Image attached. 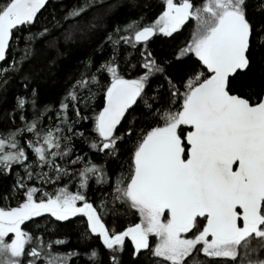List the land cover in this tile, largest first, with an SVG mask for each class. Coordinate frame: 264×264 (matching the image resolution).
I'll use <instances>...</instances> for the list:
<instances>
[{"label": "snow or ice", "instance_id": "6c2138e0", "mask_svg": "<svg viewBox=\"0 0 264 264\" xmlns=\"http://www.w3.org/2000/svg\"><path fill=\"white\" fill-rule=\"evenodd\" d=\"M57 7L0 0V264H264V0Z\"/></svg>", "mask_w": 264, "mask_h": 264}, {"label": "trees", "instance_id": "16d2710c", "mask_svg": "<svg viewBox=\"0 0 264 264\" xmlns=\"http://www.w3.org/2000/svg\"><path fill=\"white\" fill-rule=\"evenodd\" d=\"M55 2L59 6V7H57L55 9V11L57 12V15L59 16V15L63 14L61 9L66 11L68 7H71V5L76 2V0H55ZM150 2H151V4L153 6H155L157 3H159V0H150ZM50 11H53V9L49 8V12ZM47 16H48V13L45 12V17H47ZM188 37H189V31H184L183 34L178 37V42H183V41L187 40ZM154 48H156L160 52H166L167 49H168V45L167 44H163L162 45V44L158 43V44L154 45ZM71 63H74V61H71L69 66H71ZM47 87H48L49 90H48V92H47V94L45 96L46 100L47 99L57 100L59 98V95L64 90V85H63L62 82H57V83L49 85ZM97 195H99V194L97 193ZM109 219H110V217H109ZM129 222H133V218L132 217H130L127 220L121 221V223L124 224V225H126ZM135 222H138V218L135 219ZM60 227H61V231L56 233V236L59 237V238H62L63 236L68 235L70 237V243L68 245V248L77 247V245L75 243V241H76V233L74 231H71L69 228H67V227H65L63 225H61ZM95 244L97 246H99L100 245V241L96 240ZM58 250H66V249H58Z\"/></svg>", "mask_w": 264, "mask_h": 264}]
</instances>
